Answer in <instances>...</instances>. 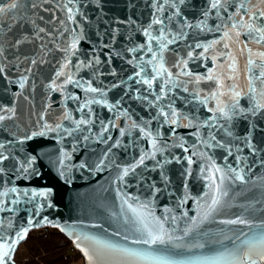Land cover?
I'll list each match as a JSON object with an SVG mask.
<instances>
[{
	"label": "water",
	"instance_id": "water-1",
	"mask_svg": "<svg viewBox=\"0 0 264 264\" xmlns=\"http://www.w3.org/2000/svg\"><path fill=\"white\" fill-rule=\"evenodd\" d=\"M214 2L0 0L8 264L43 228L84 264H264V0Z\"/></svg>",
	"mask_w": 264,
	"mask_h": 264
},
{
	"label": "trees",
	"instance_id": "trees-1",
	"mask_svg": "<svg viewBox=\"0 0 264 264\" xmlns=\"http://www.w3.org/2000/svg\"><path fill=\"white\" fill-rule=\"evenodd\" d=\"M35 232H31L20 245L15 256L18 264H71L74 260L83 259L78 251L75 256H70L69 247L72 243L58 230L51 229L49 233L40 234ZM26 257L29 258L27 262L23 259ZM36 257L39 261L35 260Z\"/></svg>",
	"mask_w": 264,
	"mask_h": 264
},
{
	"label": "snow or ice",
	"instance_id": "snow-or-ice-1",
	"mask_svg": "<svg viewBox=\"0 0 264 264\" xmlns=\"http://www.w3.org/2000/svg\"><path fill=\"white\" fill-rule=\"evenodd\" d=\"M16 7V4H11L10 5V8H15ZM212 7H220V3H219V0H216V2H214L212 4ZM5 9L3 8H0V12H4ZM262 15H264V13H262ZM159 22V21H158ZM256 31H264L260 28H256L255 29ZM145 83H148V81H145ZM91 91H96V89H91ZM83 122V121H82ZM143 162V158H141V163ZM217 171H219V169H217ZM125 174H127V169H125ZM240 179H242V177H238ZM221 180H223V177L220 178ZM40 195H44V193H40ZM213 204H216L217 201L216 200H213L212 202ZM32 221H29V224H31ZM229 223H243V221H229ZM149 236L151 237V241L150 240H145L143 241L144 243H149V242H154L156 240H159L161 243H163V237L162 236H159V235H153L152 233H149ZM19 238H23L22 236H20ZM11 247L9 246L7 248V250H4V251H0V264H8V261L10 259V253H11Z\"/></svg>",
	"mask_w": 264,
	"mask_h": 264
},
{
	"label": "built area",
	"instance_id": "built-area-1",
	"mask_svg": "<svg viewBox=\"0 0 264 264\" xmlns=\"http://www.w3.org/2000/svg\"><path fill=\"white\" fill-rule=\"evenodd\" d=\"M52 228H43V229H39V230H36V231H40V233H49L50 232V230H51ZM77 250L74 248V246H73V244H71V246L69 247V252L70 253H75ZM36 261H39V259L36 257V259H35ZM40 264H42V263H40Z\"/></svg>",
	"mask_w": 264,
	"mask_h": 264
},
{
	"label": "rangeland",
	"instance_id": "rangeland-1",
	"mask_svg": "<svg viewBox=\"0 0 264 264\" xmlns=\"http://www.w3.org/2000/svg\"><path fill=\"white\" fill-rule=\"evenodd\" d=\"M35 234H40V231L39 232L36 231ZM69 254H70V256H72V255L75 256L76 253H69ZM23 259H24L25 262H27L29 258L26 257V258H23ZM71 264H84V261H83V259H77V260H74V262H72Z\"/></svg>",
	"mask_w": 264,
	"mask_h": 264
}]
</instances>
